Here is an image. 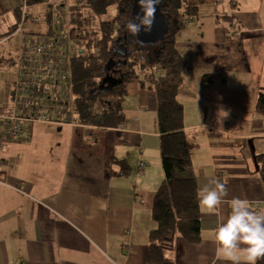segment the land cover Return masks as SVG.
Here are the masks:
<instances>
[{
	"label": "crops",
	"instance_id": "obj_1",
	"mask_svg": "<svg viewBox=\"0 0 264 264\" xmlns=\"http://www.w3.org/2000/svg\"><path fill=\"white\" fill-rule=\"evenodd\" d=\"M189 1L198 7V17L174 27L184 77L178 99L195 146L184 176H194L198 188L220 181L227 189L225 201L239 197L252 207L264 201L251 151L264 154V117L255 111L264 91V0ZM20 4L0 0V18ZM43 5L49 8L46 26L32 30L39 34L50 31L51 8ZM149 80L143 73L126 85L125 122L118 128L75 120L42 124L58 136L33 149L31 157L24 154L34 147L31 138L0 149V264H148L156 228L153 199L163 170L157 94L141 86ZM228 213L226 203L215 212L201 211V243L177 237L167 257L174 264H232L217 257L214 232Z\"/></svg>",
	"mask_w": 264,
	"mask_h": 264
},
{
	"label": "trees",
	"instance_id": "obj_2",
	"mask_svg": "<svg viewBox=\"0 0 264 264\" xmlns=\"http://www.w3.org/2000/svg\"><path fill=\"white\" fill-rule=\"evenodd\" d=\"M71 23L73 36L88 41L90 51L71 63L69 96L72 100L77 124L99 128H118L125 122L122 101L126 96V85L139 79L141 74L150 76L148 86L157 94L160 131V152L163 181L153 199L152 218L156 228L150 233L146 262L148 264H174L167 253L174 249L177 237L189 244L202 241V214L197 200V180L184 176L192 167V150L185 131L184 107L178 99V92L184 82L183 59L176 47L175 35L171 33L160 46H141L128 33L125 23L132 18L131 0H71ZM163 13L177 21L178 28L185 27L187 20L198 17V7L189 0H166ZM28 7L46 0H24ZM121 3V5H120ZM22 6L16 11L22 15ZM115 9L113 16L109 13ZM110 16V19L107 17ZM17 29L12 28L9 35ZM0 35V41L3 39ZM127 50L119 54L120 47ZM94 48L98 53H93ZM120 61L112 71H118L120 82L111 90L102 88L109 73L106 64ZM157 66L160 71H153ZM205 80L213 82L212 76ZM255 111L264 117V91L259 93ZM259 174L264 182V154L257 155ZM124 172H121V175ZM264 264V259L257 261Z\"/></svg>",
	"mask_w": 264,
	"mask_h": 264
},
{
	"label": "built area",
	"instance_id": "obj_3",
	"mask_svg": "<svg viewBox=\"0 0 264 264\" xmlns=\"http://www.w3.org/2000/svg\"><path fill=\"white\" fill-rule=\"evenodd\" d=\"M43 4L51 8L50 31L44 34L25 31L26 23H38L40 18L27 13L30 7L24 1L20 4L22 16L16 31L20 35V51L15 61L18 74L11 104L0 110V149L28 141L36 123L64 126L75 120L69 96L71 63L90 51L88 41L73 36L71 0H46ZM92 52L98 53V49ZM152 70L160 71L157 66ZM138 167L139 176H143L144 164L139 163ZM251 208L264 209V201L253 202Z\"/></svg>",
	"mask_w": 264,
	"mask_h": 264
},
{
	"label": "clouds",
	"instance_id": "obj_4",
	"mask_svg": "<svg viewBox=\"0 0 264 264\" xmlns=\"http://www.w3.org/2000/svg\"><path fill=\"white\" fill-rule=\"evenodd\" d=\"M140 13L128 19L125 27L128 33L138 37L141 31L150 33L156 19V6L160 0H138ZM264 26V20L261 21ZM143 45V41L136 40ZM227 195L224 183L210 180L197 189V200L202 212H215L222 203H226L229 213L218 219L215 232L218 258L231 261L232 264H257L264 259V209L253 210L247 199L234 197L225 201Z\"/></svg>",
	"mask_w": 264,
	"mask_h": 264
},
{
	"label": "rangeland",
	"instance_id": "obj_5",
	"mask_svg": "<svg viewBox=\"0 0 264 264\" xmlns=\"http://www.w3.org/2000/svg\"><path fill=\"white\" fill-rule=\"evenodd\" d=\"M23 1L24 0H21V4L23 3ZM48 12H49V8L47 6H44L43 4L40 7L39 5L30 7L27 13L30 14L31 16H38L40 18V22L34 24L28 22L27 26H25V31L33 32L32 30H34L35 32H37V30H43L46 26ZM109 15L111 14L109 13ZM107 19H110V16H108ZM20 20L21 17L19 16V13L12 10L5 11V15L2 16V18H0V34H2L4 37L0 41V108L1 109H6L11 104V92L13 89L14 82L17 79L18 67L15 64V61L20 51V35L16 36L17 30L11 35H9V33L12 26H15V28L18 29ZM33 128H34V134L31 137V139H33L32 142L34 143V147L25 151L24 154L26 158L32 156L33 149L41 150V146L44 143H47L49 140L53 139L54 135L58 136L57 132H54V135H51L48 134L46 130L44 131L43 128H45V125H42L41 123L34 124ZM55 130H58L57 127H55ZM65 133L66 132H63L62 135H65ZM24 154L20 153L22 159L24 157ZM162 178H163V170L158 171L157 187L160 186ZM146 222L147 223L149 222L150 227L154 229L155 225L153 224L152 220L148 218Z\"/></svg>",
	"mask_w": 264,
	"mask_h": 264
},
{
	"label": "water",
	"instance_id": "obj_6",
	"mask_svg": "<svg viewBox=\"0 0 264 264\" xmlns=\"http://www.w3.org/2000/svg\"><path fill=\"white\" fill-rule=\"evenodd\" d=\"M132 1V8H131V16L135 17L137 13H140V7L138 0H131ZM121 5V3H120ZM167 6L166 0H160V3L156 6V19L155 23L153 25L152 31L150 33H146L144 31H141L138 37H135V39L143 41V45L141 46H160L163 44L171 33L175 31L174 27L177 29V21L176 20H170L167 16L164 15L163 9ZM140 45V44H139ZM117 52L122 55L127 54V50L123 49L121 46ZM122 63L120 61H115L111 59L105 66V72L110 73L116 66H121ZM119 81L113 79L112 77L107 76L103 80L102 88H106V90H111L114 88ZM251 151L253 153V158L256 162L257 168H259V165L257 163V158L254 153L253 147H251Z\"/></svg>",
	"mask_w": 264,
	"mask_h": 264
},
{
	"label": "flooded vegetation",
	"instance_id": "obj_7",
	"mask_svg": "<svg viewBox=\"0 0 264 264\" xmlns=\"http://www.w3.org/2000/svg\"><path fill=\"white\" fill-rule=\"evenodd\" d=\"M109 77H112L113 79L117 80L120 82V74H118V71H111L109 74H108ZM119 84V83H118Z\"/></svg>",
	"mask_w": 264,
	"mask_h": 264
}]
</instances>
